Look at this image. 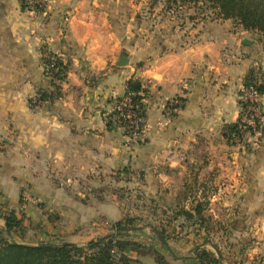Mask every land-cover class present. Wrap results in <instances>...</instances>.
<instances>
[{"label": "crops", "instance_id": "1", "mask_svg": "<svg viewBox=\"0 0 264 264\" xmlns=\"http://www.w3.org/2000/svg\"><path fill=\"white\" fill-rule=\"evenodd\" d=\"M145 3L47 0L45 11L37 14L22 11L19 0H0V229L3 217L14 212L24 235L35 234L36 242L28 245H84L109 235L126 213L118 193L155 199L157 212L170 209L194 170L209 193L206 215L221 224L229 218L239 236L249 229L244 226L251 227L252 236L262 241L253 254L262 253L264 95L258 133H246L235 144L223 134L240 117L245 77L253 70L264 79V42L231 20L200 17L193 9L187 19H179L180 11L165 10L174 16L156 35L145 28V13H139L141 23L134 22ZM154 15L159 22L161 16ZM181 24L188 26L178 32ZM44 53L68 69L60 97L32 110L30 99L49 88ZM122 55L127 64L117 66ZM130 79L147 89L144 128L136 144L120 127L106 125ZM174 98L182 106L167 114L165 105ZM66 179L71 184L59 186ZM234 194L239 200L232 207L224 196ZM169 214L166 210L163 219ZM182 222H172L175 239L168 243H187L186 252L167 243L160 253L170 264H191L196 236L179 235ZM146 232L155 239L150 228ZM128 257L135 264H146L145 258L156 264L154 255Z\"/></svg>", "mask_w": 264, "mask_h": 264}, {"label": "trees", "instance_id": "2", "mask_svg": "<svg viewBox=\"0 0 264 264\" xmlns=\"http://www.w3.org/2000/svg\"><path fill=\"white\" fill-rule=\"evenodd\" d=\"M47 0H33L32 4L27 0H19L21 10H33L36 13H43L46 9ZM168 4L167 10L175 12L181 9L183 4H201L208 7L216 19L231 20L239 25L243 30L261 35L264 37V0H165ZM197 8V7H195ZM45 52V51H44ZM47 56V58H46ZM42 64L53 67L50 69L51 78L49 79V88L38 91V101L41 103H50L60 97V84L65 80L67 73V64H63L55 55L44 53ZM244 87H253L260 95H264V79L258 71H250L244 79ZM128 97L133 106V112L138 117L145 119V106L143 101L147 97V89L143 88L137 79H130L126 84V91L123 97L118 98L119 102ZM175 107L179 109L182 106ZM32 100L29 104L31 106ZM240 107H246V104L239 102ZM175 111L171 113L174 114ZM108 128L112 126L122 127L124 121L117 117V112L112 111L110 117L106 120ZM239 120L231 125L224 127V138L229 144H235L241 141L248 129L239 127ZM250 133V132H249ZM252 134V133H250ZM137 141V143H139ZM196 172L191 170L190 177L186 179L183 190L176 196L175 207L166 209L170 212L165 219H158L157 205H154L155 199L149 200L150 205L147 210L156 219L154 222L144 221L140 216H131L126 213L122 219L111 225V233L106 236L98 237L88 241L85 245L74 243L62 244L61 242H47L37 245L21 244L11 241V236L18 234L20 238L24 237L25 230L14 212H9L4 218V229H0V264H134L126 254L127 249L136 251L141 245L132 241L128 235L130 231H139L144 227L150 228L154 238L164 249H168V240L175 239L176 229L172 222L181 219L183 222L178 225L179 235L184 236L189 233L195 234L193 240V257L191 264H224L221 251L210 239V233L213 232L216 223L206 215L208 207V191L203 184L198 183ZM200 190V193H198ZM126 194V192H124ZM121 199L122 194L118 193ZM189 202V207L185 203ZM166 210L160 209L162 214ZM141 222L138 225L136 222ZM9 232V235L7 232ZM211 245L212 251L206 249ZM156 264H170L164 256L154 251ZM229 264V263H228ZM232 264V263H230ZM235 264V263H234Z\"/></svg>", "mask_w": 264, "mask_h": 264}, {"label": "rangeland", "instance_id": "3", "mask_svg": "<svg viewBox=\"0 0 264 264\" xmlns=\"http://www.w3.org/2000/svg\"><path fill=\"white\" fill-rule=\"evenodd\" d=\"M166 1L165 0H146V3L144 6H142V8H139L137 10V18L134 20V22L136 20L139 21V23H141L143 20L141 18H143L142 16H139L140 12H143L145 14H143L144 17H147L148 20L144 19V24H145V28L155 31L156 35L157 33H162L163 31L165 32L168 28L167 25H169V21L170 18L172 16H174V13H170L169 14H165L167 10V5L165 4ZM197 7V8H195ZM154 9V11L152 10ZM189 9H193L195 10L198 15L200 17H202V15H207L209 17H213L215 18V16L213 15V12L208 8L205 7L201 4H198L196 6H194L193 4H183L181 9H179L178 11H180V16L179 19H183V18H188V13H189ZM157 10V12H156ZM23 11H29V12H34L33 10H23ZM177 12V11H175ZM36 13V12H35ZM159 16H161V19L159 18V22L158 19H156V15L153 16V14H157ZM37 14H42V13H37ZM149 17V18H148ZM190 18V17H189ZM193 17L191 16V19ZM190 19V21H191ZM141 21V22H140ZM212 22V21H209ZM232 22V21H231ZM187 23V22H186ZM234 23V22H233ZM235 24V23H234ZM237 25V24H236ZM187 27L188 25H184L181 24L179 27L177 28L175 27V30L177 29L178 32L182 31L185 27ZM252 39H254L255 41H259V42H264V37L261 35H253L251 37ZM36 99L38 98V93H36V95L34 96ZM32 99V98H31ZM31 108V106H30ZM35 110V109H34ZM224 197H227L228 201L232 202V207H234L236 204L238 205V200L239 197H237V195H225ZM121 199L123 200V204L125 206V211L126 213L130 214L131 216H140L144 221H148V222H154L156 218H154V216L151 215V213L149 212V210H147L144 205L148 206L150 205L149 203V199H143L142 195H140L139 193L133 192L131 191L129 194H122ZM226 199V198H225ZM224 209V208H223ZM231 212V211H229ZM125 213V214H126ZM221 215L224 214V210H222V212H219ZM230 213V217H231ZM157 215L163 219L164 218V214H162V211L157 212ZM226 215V213H225ZM224 215V216H225ZM224 222L221 224L220 221H216V225L214 227V230L212 233H210V239L211 241L214 243V245H216L218 247V249L221 251V253L224 255L225 260L229 263L232 264H264V252H256L257 254H253V251H258L256 250V247H258L259 249L262 248L260 246V243L262 241H258L256 240V238H254L252 236V231H249V229L251 227L248 226H244V231L246 234H243V236H239L237 234L236 228H234L235 226H231L230 224L227 223V221H229V218L223 220ZM138 225H142L141 222L137 221L136 222ZM110 229H112L110 227ZM145 231V232H144ZM251 233V234H250ZM130 239L132 241H136L141 245V248L139 250L136 251H131L129 249H127V255H132L133 252L136 253L137 257H147V256H152L154 255V251H157L159 253L165 254V250L163 249V247L161 246L160 243L157 242L156 239H152L150 237H153L151 234H148L146 232V227H144L143 229L139 230V231H130L128 233ZM33 236V237H32ZM35 234H25L23 238H20V236L15 235V236H11V241L12 242H17V243H25V244H34L36 242L35 239ZM259 242V243H258ZM170 249L175 250L176 252L183 254L186 252L185 249H187L186 245L187 243L183 244V242H173L170 241ZM168 243V244H169ZM86 244V243H85ZM84 244V245H85ZM206 249L212 251L213 248L211 247V245H207L205 247ZM132 252V253H131ZM129 253V254H128ZM155 256V255H154ZM131 261L135 264L137 261L132 260ZM150 261L145 258V263L148 264Z\"/></svg>", "mask_w": 264, "mask_h": 264}, {"label": "built area", "instance_id": "4", "mask_svg": "<svg viewBox=\"0 0 264 264\" xmlns=\"http://www.w3.org/2000/svg\"><path fill=\"white\" fill-rule=\"evenodd\" d=\"M27 2L32 4L33 0H27ZM52 67L53 64H51L50 66H45L42 64L43 76L47 80L51 78L50 69ZM260 98L261 96L255 91L253 87L242 88L240 102L242 104H246V107H240V117L238 120L241 130L248 129V131L252 134L259 132L263 120ZM37 99L35 97L31 99L32 110H38L41 107V103ZM180 105V99L174 98L165 105V112L167 114H171L173 111H175V107H179ZM132 109L133 106L128 97H125L119 102H115L114 104V110L117 112V117L124 121V125L121 127V129L124 131V134L128 138L129 143L136 144L137 141L141 139L144 128V121L142 120V118L138 117ZM249 132H247V134H249ZM70 184L71 180L66 179L61 181L59 183V186L66 187Z\"/></svg>", "mask_w": 264, "mask_h": 264}, {"label": "water", "instance_id": "5", "mask_svg": "<svg viewBox=\"0 0 264 264\" xmlns=\"http://www.w3.org/2000/svg\"><path fill=\"white\" fill-rule=\"evenodd\" d=\"M243 43L244 44H247V41L245 40V41H243ZM126 64H127V58H126V56L125 55L120 56L119 57V61L117 63V66H124ZM6 232L9 235V232L8 231H6ZM62 244H67V243L66 242H63Z\"/></svg>", "mask_w": 264, "mask_h": 264}]
</instances>
